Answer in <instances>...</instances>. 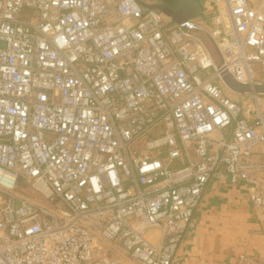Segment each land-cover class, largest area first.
Segmentation results:
<instances>
[{
    "label": "built area",
    "instance_id": "1",
    "mask_svg": "<svg viewBox=\"0 0 264 264\" xmlns=\"http://www.w3.org/2000/svg\"><path fill=\"white\" fill-rule=\"evenodd\" d=\"M139 1L0 0V264H172L212 179L264 220V0Z\"/></svg>",
    "mask_w": 264,
    "mask_h": 264
},
{
    "label": "crops",
    "instance_id": "2",
    "mask_svg": "<svg viewBox=\"0 0 264 264\" xmlns=\"http://www.w3.org/2000/svg\"><path fill=\"white\" fill-rule=\"evenodd\" d=\"M254 150L252 160L264 163V145L258 144ZM148 235L158 242L161 233L149 230ZM241 256H251L250 264H264V220L240 186L212 179L205 186L192 226L184 233L172 264H249Z\"/></svg>",
    "mask_w": 264,
    "mask_h": 264
},
{
    "label": "water",
    "instance_id": "3",
    "mask_svg": "<svg viewBox=\"0 0 264 264\" xmlns=\"http://www.w3.org/2000/svg\"><path fill=\"white\" fill-rule=\"evenodd\" d=\"M143 7L155 9L170 16L177 24H182L188 19L198 17L202 13V3L200 0H161L162 3H146L139 1ZM224 79L228 86L234 91L249 90V86L240 85L231 80L227 75ZM254 88L258 91L264 92V84H257Z\"/></svg>",
    "mask_w": 264,
    "mask_h": 264
},
{
    "label": "rangeland",
    "instance_id": "4",
    "mask_svg": "<svg viewBox=\"0 0 264 264\" xmlns=\"http://www.w3.org/2000/svg\"><path fill=\"white\" fill-rule=\"evenodd\" d=\"M142 1H144V2H146V3H148V2H153L154 0H142ZM207 5V4H206ZM201 15V14H200ZM199 15V16H200ZM198 16V17H199ZM198 17H195V18H192V19H194V20H197L198 19ZM212 50V53H214V50L213 49H211ZM215 60H216V62H218V59H217V57H215ZM253 67L256 69V70H258L257 71V75L259 76V77H261V72H260V70H259V67H258V65H256V64H253ZM209 72H211V69H210V71ZM236 98H237V96H235ZM245 102H247L248 103V101L247 100H245ZM31 196H35V195H31ZM35 198L36 199H41V200H43L44 198L40 195V196H38V195H36L35 196ZM132 262H135V261H132Z\"/></svg>",
    "mask_w": 264,
    "mask_h": 264
},
{
    "label": "flooded vegetation",
    "instance_id": "5",
    "mask_svg": "<svg viewBox=\"0 0 264 264\" xmlns=\"http://www.w3.org/2000/svg\"><path fill=\"white\" fill-rule=\"evenodd\" d=\"M153 3H162L161 0H154Z\"/></svg>",
    "mask_w": 264,
    "mask_h": 264
}]
</instances>
